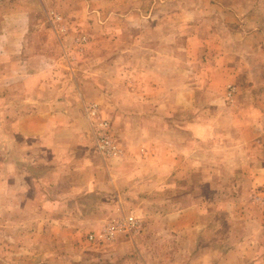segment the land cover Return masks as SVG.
<instances>
[{"label":"rangeland","instance_id":"1","mask_svg":"<svg viewBox=\"0 0 264 264\" xmlns=\"http://www.w3.org/2000/svg\"><path fill=\"white\" fill-rule=\"evenodd\" d=\"M0 15L15 39L0 264H264V0H0ZM91 104L126 162L92 144ZM82 161L109 168L101 205L66 199ZM128 215L136 235L88 240Z\"/></svg>","mask_w":264,"mask_h":264},{"label":"built area","instance_id":"2","mask_svg":"<svg viewBox=\"0 0 264 264\" xmlns=\"http://www.w3.org/2000/svg\"><path fill=\"white\" fill-rule=\"evenodd\" d=\"M86 115L91 125V133L95 146L103 158L119 159L124 155V149L115 138L111 125L102 118L99 106L91 104L86 109ZM140 231V220L134 215L106 222L100 231L89 235L88 240L96 244L115 241L120 236H133Z\"/></svg>","mask_w":264,"mask_h":264},{"label":"crops","instance_id":"3","mask_svg":"<svg viewBox=\"0 0 264 264\" xmlns=\"http://www.w3.org/2000/svg\"><path fill=\"white\" fill-rule=\"evenodd\" d=\"M0 17H3V16L0 15ZM2 33H3V24H2V21L0 19V43H5L6 40H8L9 42H14L15 41V39L9 37L10 33H8V35H5V36L2 35ZM7 37H8V39H7ZM13 54H15V52L11 51L7 55L8 59H10L11 61H12V59L13 60L16 59V57H13ZM76 89H77V93L75 92L76 94L75 93H73V94L75 96L77 95L76 97H79L81 99L80 88L77 85H75V90ZM85 106L82 109V116L85 118L86 124L88 126V128L85 130V132L86 133L88 132V134H89L88 136L90 137V140L92 141V144L95 145L94 138H93V136L91 134V125H90V123H88L89 120L87 119V116H86V113H85V111H86V107ZM60 114L63 115V113H60ZM62 117L63 116L56 117V120H61ZM89 125H90V128H89ZM31 155H32V153H31ZM129 158H130V155H129V152L127 151V149H126L124 151L123 157L121 156V158H119V159H109V158H103V159L114 160V161L115 160H117V161H121L122 160V162L124 163L127 160H129ZM102 163H104V161ZM81 164L83 165V167H81V169H80L81 171L79 173L83 174V178L82 179L75 178L73 183L69 186V188L71 189V193L72 194L67 195L66 199H68V201H70V202L72 201V202L78 203L80 205H83L85 203H89L91 201V198H92L93 200L97 201L98 205H101V200L102 199H100L101 197L99 196L100 195L99 193H101V191H99V190H101V189L98 188L100 181L98 180L99 176H98L97 172H100V171L103 172V173H105L104 171L110 172L109 168H104L103 164H101L100 166L98 164L96 167L95 166L94 167H92V166L91 167H86V166H88V163L84 162V161H82ZM63 171H61V172H63ZM168 171L170 172V176H172L177 171V168L175 166H173ZM79 173H77V174H79ZM113 180L114 179L109 181L111 183L112 187H113L111 189V191L115 190L114 186H113ZM98 217H99V213H96V214H94L92 216V219L97 220Z\"/></svg>","mask_w":264,"mask_h":264}]
</instances>
